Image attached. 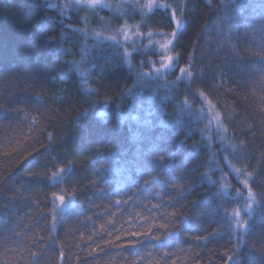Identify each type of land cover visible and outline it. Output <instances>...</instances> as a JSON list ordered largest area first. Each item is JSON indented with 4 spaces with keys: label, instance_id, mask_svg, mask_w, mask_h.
<instances>
[{
    "label": "trees",
    "instance_id": "trees-1",
    "mask_svg": "<svg viewBox=\"0 0 264 264\" xmlns=\"http://www.w3.org/2000/svg\"><path fill=\"white\" fill-rule=\"evenodd\" d=\"M107 1L0 0V264H264V0ZM123 25L173 36L164 85ZM201 98L224 154L181 110ZM223 157L254 193L244 230Z\"/></svg>",
    "mask_w": 264,
    "mask_h": 264
},
{
    "label": "rangeland",
    "instance_id": "rangeland-1",
    "mask_svg": "<svg viewBox=\"0 0 264 264\" xmlns=\"http://www.w3.org/2000/svg\"><path fill=\"white\" fill-rule=\"evenodd\" d=\"M121 4L126 3L127 0H118ZM103 4H111L107 0H102L101 3L96 4L95 6L89 7L85 3H77L76 0H66V3H63V7L66 5L73 7V6H85L90 9H96L97 7L103 5ZM123 30L120 29L118 31V35L120 36L121 41L124 43H134V44H139V42H142L141 44L143 45L144 50H150V51H156L158 54H160L159 61L162 63L161 58L164 55L163 50H161L158 47L157 41H161L164 39L171 40V45L173 41V36L172 35H156V36H147L145 38H139V41L136 40V33L134 31H129L130 38L125 39L123 36ZM169 54L173 56L171 52V46L169 49ZM174 58V57H173ZM156 67L152 68L151 72L146 74L147 77H150L151 79H155L158 83H161L164 85L172 76L173 70H174V59L169 67H162L159 70ZM189 78V73L187 71H182L178 74L177 79H188ZM152 96V95H151ZM154 96V95H153ZM182 111L185 112V114H190L193 116L194 120L198 121L201 125L204 138L209 141V140H214L216 141L217 145L219 146L221 153L224 154V152H227L228 149H230V143L227 141L226 137V132L225 129L221 123V118H217L216 114L217 112L215 109L207 103L203 98H201L196 105H188V104H183L182 105ZM224 163L228 167L230 173L233 175V177L238 181L240 191L238 194H236L235 198L237 199V206L234 210H238L240 212V218L237 220L236 217L233 215L229 214V217L234 225L235 229L241 228L244 230L247 226L248 221L251 218L252 211H253V206H254V200H250L248 196L249 189L248 187L245 186L242 181H245L240 175L237 174V172L226 162V158L223 157ZM212 169L215 171H218V167L216 164H213ZM218 181H219V186L220 184H226L228 185L227 191H224L220 189L219 191L222 195L224 196H229L231 193V187L229 185V181L227 176L219 170L218 172ZM251 203V207L249 208L248 205ZM232 210L231 212H233ZM230 212V213H231ZM244 222V227H240V222Z\"/></svg>",
    "mask_w": 264,
    "mask_h": 264
},
{
    "label": "snow or ice",
    "instance_id": "snow-or-ice-1",
    "mask_svg": "<svg viewBox=\"0 0 264 264\" xmlns=\"http://www.w3.org/2000/svg\"><path fill=\"white\" fill-rule=\"evenodd\" d=\"M77 3H85L87 4L89 7H92V6H95L96 4L98 3H101L102 0H76ZM134 2H138V0H134ZM156 3V0H147V3H144L142 4L141 6L144 7V8H147L148 10H151L153 5ZM123 36L125 39H129L130 38V35H129V27L128 25H123ZM138 27V26H137ZM94 35H96L97 37L101 36V33L100 32H95ZM136 35H151V32L149 33H142V32H137ZM174 35V34H173ZM108 39H115L114 36H109ZM157 44H158V47L163 50L164 52V55L162 56L161 58V67H169L173 61V56L169 54V49H170V46H171V40H168V39H164V40H161V41H157ZM125 55H127V53H125ZM155 70H159V69H155ZM93 91H95L93 89ZM203 95V93H201ZM217 118H219L220 116V113H217L216 114ZM74 163V162H72ZM65 171V168L61 167L57 170H55L52 175L53 176H57V175H60L61 173H63ZM249 176H251L252 174L251 173H248ZM93 183H95L93 181ZM186 183V182H185ZM242 183L245 184L246 187H248V181L245 180V181H242ZM182 187V185H181ZM220 189L224 190V191H227L228 189V185L226 184H220ZM76 188H73V195L76 193ZM248 196L250 198V200H254L255 197H254V193L249 190L248 192ZM55 200L56 201H59L60 204H63L65 202V197L63 195H56L55 196ZM115 203H120V201H115ZM248 207L250 208L251 207V203H249ZM230 215H233L234 217L237 218V220H239L240 218V212L238 210H234L233 212L229 213ZM173 215H175L173 213ZM160 227L162 228H166L167 226L166 225H159ZM152 226H149V229H147L146 231L150 230ZM240 227H244V222L241 221L240 222ZM135 234V233H134ZM117 239H119V237H117ZM93 252L95 251V249L92 250ZM33 255H35V253H33Z\"/></svg>",
    "mask_w": 264,
    "mask_h": 264
},
{
    "label": "water",
    "instance_id": "water-1",
    "mask_svg": "<svg viewBox=\"0 0 264 264\" xmlns=\"http://www.w3.org/2000/svg\"><path fill=\"white\" fill-rule=\"evenodd\" d=\"M56 203H57V207H58V211H59V212H64L65 209L67 208L65 202H64L63 204H60L59 201H57Z\"/></svg>",
    "mask_w": 264,
    "mask_h": 264
},
{
    "label": "clouds",
    "instance_id": "clouds-1",
    "mask_svg": "<svg viewBox=\"0 0 264 264\" xmlns=\"http://www.w3.org/2000/svg\"><path fill=\"white\" fill-rule=\"evenodd\" d=\"M77 190V189H76Z\"/></svg>",
    "mask_w": 264,
    "mask_h": 264
}]
</instances>
